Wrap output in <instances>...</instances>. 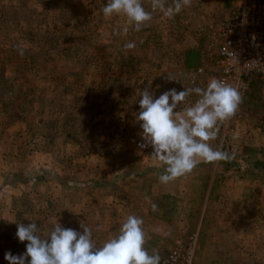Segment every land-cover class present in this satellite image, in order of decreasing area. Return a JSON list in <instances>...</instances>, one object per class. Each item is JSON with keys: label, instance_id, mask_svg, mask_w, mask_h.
Here are the masks:
<instances>
[{"label": "rangeland", "instance_id": "1", "mask_svg": "<svg viewBox=\"0 0 264 264\" xmlns=\"http://www.w3.org/2000/svg\"><path fill=\"white\" fill-rule=\"evenodd\" d=\"M142 2L152 11L149 1ZM83 3L70 10L61 0H0V264H8L5 252L15 256L26 251L28 242L16 237L17 223H37V234L45 238L56 222L81 234L85 224L98 246L117 233V226L134 213L131 197L147 174L144 166L162 170L150 146L138 147L143 143L142 122L136 119L141 92L148 88L155 99L170 89L205 88L213 78L208 71L193 81L189 77L206 63L205 40L196 25L224 15L238 0H192L173 19L156 11L141 31L129 26L126 35L124 20L114 19L113 27L121 29L114 35V28L99 26L102 21L95 15L82 19ZM93 3L100 5L98 0ZM133 41L136 47L126 50L124 44ZM242 96L236 114L219 124L217 139L209 143L234 154L240 167L219 161L222 170L226 176L236 175L237 181L253 183L255 197H260L264 77H251ZM196 99V94L190 95L187 104ZM224 176L219 179L230 178ZM86 181L89 187H81ZM118 194H126L120 209L114 205ZM86 197L90 203H85ZM160 201L155 213L168 221L159 210ZM175 215H170L168 232L144 228L145 247L148 241L156 242L161 259L180 239L196 242L191 264H264V247L257 241H264V232L254 231L252 252L246 250L250 246L240 247L246 243L238 244V252H229L234 245L228 244L220 252L222 259L216 260L202 243V231L170 228Z\"/></svg>", "mask_w": 264, "mask_h": 264}, {"label": "clouds", "instance_id": "2", "mask_svg": "<svg viewBox=\"0 0 264 264\" xmlns=\"http://www.w3.org/2000/svg\"><path fill=\"white\" fill-rule=\"evenodd\" d=\"M191 5L192 0H172L170 5L167 0H151L152 11H147L142 0H107L102 12L109 18L124 15L126 24L122 32L126 35L129 26L136 32L141 31L152 21L156 11L173 19ZM113 33L120 35V27L114 28ZM135 47L134 41L124 44L126 50ZM192 94L198 99L188 105L187 98ZM154 95L148 88L141 92L136 119L142 122L143 143L138 147L153 149L151 157L164 167L159 175L161 183L168 184L191 174L201 162L235 159L234 154L214 149L209 142L217 139L219 124L231 119L243 102L237 87L212 78L205 88H185L180 92L170 89L155 99ZM178 106L180 110L174 111ZM151 207L156 211L158 206L153 203ZM143 225V218L128 215L118 232L98 246L92 229L85 224H81V234L56 222L45 238L37 234V223H17L16 237L20 242H28L26 251L15 256L10 251L5 252L4 259L8 264H161L159 252L149 253L145 247L147 234Z\"/></svg>", "mask_w": 264, "mask_h": 264}, {"label": "crops", "instance_id": "3", "mask_svg": "<svg viewBox=\"0 0 264 264\" xmlns=\"http://www.w3.org/2000/svg\"><path fill=\"white\" fill-rule=\"evenodd\" d=\"M66 1H69V5L65 4ZM147 1H149L147 5L151 8V0ZM167 1L170 4L172 3V0ZM61 2L68 9L75 10L76 5L78 7L79 5L81 6L82 0H61ZM93 2L94 0H84L82 19H86L89 15H95L100 18L99 21H102L99 26L108 29L114 28V24L112 23L115 18L126 21V17L122 14L111 18L106 17L107 20L104 19L105 16L102 9L104 5H107V0H98L100 5L97 7L96 3ZM145 167L147 174L142 175V179L138 184L139 186L137 188L134 187V196L131 197V203L134 208L133 214L138 217L142 216L144 228L148 229V231H158L159 234L168 232V223L172 219L170 215L176 214L174 226L170 228L174 227V231L176 232H184V229L187 230L188 227L193 228V231H199V234L202 231V243L208 246L205 248H209V252H213L212 257H216V260L222 259L220 252H225V247L228 244L234 245V250H229V252H238L237 246L241 243H246V245L240 247L246 248V246H250L248 249L246 248L249 253L252 252L251 250H254L251 248L255 242L254 231H261V234L264 232L263 183L261 196L255 197L253 183H249V181H237L236 175H232L229 172V176H226L227 174L222 170V164L219 162L214 165L201 162L191 174L168 184H163L159 181V175L164 172V167L162 168L160 166L162 169L160 173L158 172L159 170H156L158 167L151 168L153 167L152 165H145ZM146 170L140 169L138 171L144 172ZM222 174L230 178L226 180L219 179V176H222ZM205 176L206 179L202 180V177ZM89 183L86 181L85 183L80 182L79 184L83 188H88ZM78 186L76 184L75 187L73 186V189L77 190L79 188ZM9 189H15V187ZM16 189L19 190L18 188ZM6 192L10 193L8 189ZM142 192L144 194L143 196L141 195ZM11 194H17V192L12 191ZM124 196L126 197V194ZM125 197L119 196L118 194V198L115 199L116 203L114 204L117 206L116 208L120 209L125 201ZM11 198L10 196L9 199ZM159 199L163 201V208L159 210L166 215L168 221H164L160 216H157V213H155L157 210H152L151 205L153 203L156 204V200ZM77 200L75 196L71 202V205H74L73 207L71 206L74 220L77 218L73 214L76 212L75 206ZM90 200L89 197H86L85 203H90ZM149 201L151 202L150 206L148 205ZM143 204L146 206H142ZM191 214L193 215L192 218L190 216ZM120 226H117L118 228L115 232H118ZM257 241L264 247V241L261 239H257ZM148 244L146 248L151 253L155 250L156 242L151 243L148 241ZM246 255H248V252Z\"/></svg>", "mask_w": 264, "mask_h": 264}, {"label": "built area", "instance_id": "4", "mask_svg": "<svg viewBox=\"0 0 264 264\" xmlns=\"http://www.w3.org/2000/svg\"><path fill=\"white\" fill-rule=\"evenodd\" d=\"M196 30L205 40L206 63L189 73L191 81L208 71L242 93L251 77H264V0H238ZM195 245V240H175L161 264H191Z\"/></svg>", "mask_w": 264, "mask_h": 264}, {"label": "water", "instance_id": "5", "mask_svg": "<svg viewBox=\"0 0 264 264\" xmlns=\"http://www.w3.org/2000/svg\"><path fill=\"white\" fill-rule=\"evenodd\" d=\"M239 167H240V165H238L236 162H234V161L231 162V168H239Z\"/></svg>", "mask_w": 264, "mask_h": 264}]
</instances>
